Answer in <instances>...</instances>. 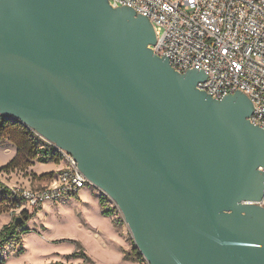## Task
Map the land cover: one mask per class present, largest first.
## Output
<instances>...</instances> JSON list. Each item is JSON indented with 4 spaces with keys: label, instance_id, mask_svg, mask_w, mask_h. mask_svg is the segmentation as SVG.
I'll return each mask as SVG.
<instances>
[{
    "label": "water",
    "instance_id": "obj_1",
    "mask_svg": "<svg viewBox=\"0 0 264 264\" xmlns=\"http://www.w3.org/2000/svg\"><path fill=\"white\" fill-rule=\"evenodd\" d=\"M109 0H0V116L73 156L148 264H264V129ZM23 218L18 216L15 224Z\"/></svg>",
    "mask_w": 264,
    "mask_h": 264
},
{
    "label": "built area",
    "instance_id": "obj_2",
    "mask_svg": "<svg viewBox=\"0 0 264 264\" xmlns=\"http://www.w3.org/2000/svg\"><path fill=\"white\" fill-rule=\"evenodd\" d=\"M109 2L115 8H133L151 20L157 34L151 48L161 57L168 55L176 71L203 68L209 76L198 83V89L217 99L237 89L245 93L254 104L250 121L264 129V0ZM56 149L66 166L44 186L21 182L10 185L6 179L17 171L0 173L10 191L11 210L16 217L26 211L32 214L48 201L78 198L90 184L73 156ZM258 204L264 206V197ZM110 206L117 208L113 201Z\"/></svg>",
    "mask_w": 264,
    "mask_h": 264
},
{
    "label": "rangeland",
    "instance_id": "obj_3",
    "mask_svg": "<svg viewBox=\"0 0 264 264\" xmlns=\"http://www.w3.org/2000/svg\"><path fill=\"white\" fill-rule=\"evenodd\" d=\"M7 143L8 141L4 139L0 142L3 145ZM10 143L14 144L13 142ZM2 158H4L3 155ZM61 162L64 168L66 161L62 159ZM29 169L30 167H27L26 170L17 171V178L22 179V177L29 175L30 173L27 172ZM0 181L6 183L4 179H0ZM6 181H11V179L7 178ZM84 191L90 197L98 196L100 198L103 211L111 208L110 202L112 200L92 184L82 189L78 198L72 197L57 202H45L38 211L32 213L28 220L24 219L17 234L4 244L2 248V254L5 257L4 264H46L52 261H63L66 264H89L84 258L73 256L76 250L79 252L76 241L83 245L86 254L96 264H124L119 262L117 254H110L103 247L102 241L95 237L94 229L97 228L103 230L105 238L111 236L113 234L112 225L107 220H103L95 211L88 215L85 213L81 215L80 208L74 204L84 201ZM2 198L1 195L0 200ZM71 200L74 201L72 204L70 203ZM115 213L117 214L115 226L129 244V250L124 251V253H130L135 245L133 235L118 207L115 209ZM16 216L11 209L0 213V230L4 225L12 222ZM133 257L134 255H131V258L126 260H133ZM137 262L148 264L146 260Z\"/></svg>",
    "mask_w": 264,
    "mask_h": 264
},
{
    "label": "trees",
    "instance_id": "obj_4",
    "mask_svg": "<svg viewBox=\"0 0 264 264\" xmlns=\"http://www.w3.org/2000/svg\"><path fill=\"white\" fill-rule=\"evenodd\" d=\"M7 140L8 142H13L17 153L15 157L9 161L6 165L0 168V173L2 172H14L21 170H26L27 167H30L38 162H49L55 161L58 162L61 159L60 152L56 149V147L38 136L33 130L25 126L20 122H16L11 118L6 116H0V142L2 140ZM54 173H49L40 176V178L44 177H53ZM0 197L2 195V199L0 200V213H3L7 210H10L13 207L12 200L10 198V191L8 187L0 181ZM115 208L105 209L103 214L112 215L115 211ZM32 214L27 211L20 217L25 220H28ZM17 218V217H16ZM15 218V219H16ZM15 219L4 225L0 230V264L5 263V257L2 254V248L4 244L13 238L17 232L18 228L21 227V224L16 225ZM77 249L73 253L74 257L84 258L89 264H96L91 257H89L84 251L83 245L76 241ZM131 255H134L133 260L144 262L145 258L140 253L139 249L134 245L132 251L130 253L125 254V259H130ZM46 264H66L63 261H52Z\"/></svg>",
    "mask_w": 264,
    "mask_h": 264
},
{
    "label": "crops",
    "instance_id": "obj_5",
    "mask_svg": "<svg viewBox=\"0 0 264 264\" xmlns=\"http://www.w3.org/2000/svg\"><path fill=\"white\" fill-rule=\"evenodd\" d=\"M0 152L3 155L4 158H2V155L0 154V168L4 165H6L9 161H11L16 153L17 149L14 144L8 142L7 144H0ZM63 168V163L61 161L55 162V161H49V162H36L34 165L30 166L28 173L29 175H26V177H22V179H18L17 173H12L8 176V178L11 179V181H7L8 184L13 185L19 182L24 183L25 185H34V186H44L47 183H49L52 180V177H44L40 178V176L54 173L53 177ZM17 179V180H15ZM84 189V188H83ZM82 191V190H81ZM84 201L81 203H74L77 208H80V214L81 215H88L91 212H96L98 215H100L103 220H107L113 228V234L107 238L104 237L103 230L101 229H94L95 237L102 241V245L110 254H117V257L119 259V262H123L124 264H140L137 261L134 260H126L125 259V253L124 251L129 250V244L127 243L126 239L123 235L119 232V230L115 226V218L117 217V214L114 213L112 215L106 216L103 214V207L100 203V198L98 196L90 197V195L84 191ZM81 197V195H80ZM79 197V198H80ZM74 201L71 200L70 203L72 204ZM87 220V219H85ZM90 225L89 223H87Z\"/></svg>",
    "mask_w": 264,
    "mask_h": 264
}]
</instances>
